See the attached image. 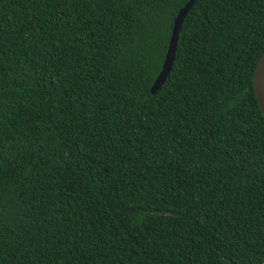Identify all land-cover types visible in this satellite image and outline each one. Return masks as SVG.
<instances>
[{
    "label": "trees",
    "instance_id": "trees-1",
    "mask_svg": "<svg viewBox=\"0 0 264 264\" xmlns=\"http://www.w3.org/2000/svg\"><path fill=\"white\" fill-rule=\"evenodd\" d=\"M0 0V264L264 262V0Z\"/></svg>",
    "mask_w": 264,
    "mask_h": 264
},
{
    "label": "water",
    "instance_id": "water-1",
    "mask_svg": "<svg viewBox=\"0 0 264 264\" xmlns=\"http://www.w3.org/2000/svg\"><path fill=\"white\" fill-rule=\"evenodd\" d=\"M195 0H188L177 12L173 20V26L171 29L168 45L166 48L164 60L162 62L161 70L155 77L153 84L150 87V92L154 94L164 83L167 75L169 74L173 61L175 59V53L177 49V42L179 33L181 31L182 23L191 6ZM254 93L258 102V105L264 115V50L260 55L252 78ZM259 264H264L261 262Z\"/></svg>",
    "mask_w": 264,
    "mask_h": 264
}]
</instances>
